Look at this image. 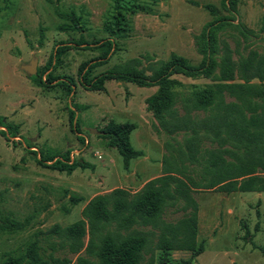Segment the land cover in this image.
Returning a JSON list of instances; mask_svg holds the SVG:
<instances>
[{
  "label": "rangeland",
  "instance_id": "obj_1",
  "mask_svg": "<svg viewBox=\"0 0 264 264\" xmlns=\"http://www.w3.org/2000/svg\"><path fill=\"white\" fill-rule=\"evenodd\" d=\"M126 1L147 5L152 11L121 10L128 25L122 36H110L115 50L92 74L136 56L159 60L175 53L196 64L200 55L195 50L194 37L213 18L202 5L211 3L217 15L228 14L221 8L220 0H120V3ZM113 3L114 0H0V117L12 127L6 133L8 140L0 136V217L24 224L15 233L0 232V261L3 252L15 249L37 230H45L53 223L64 226L80 218L85 200L93 195L124 183H130L129 190L135 188L129 177L132 169L141 170L136 159L146 165V176L161 173L159 147L162 156L168 154L163 147L166 136L155 131L151 112L146 115L143 110L144 98L155 87L110 80L104 83L107 89L104 92L85 90L78 82V65L97 57L103 49L86 45L109 36L102 26L110 18ZM54 7L73 10L81 17L85 30H59V25L70 24L56 15ZM263 14L264 0H237L236 19L245 27L257 31ZM230 34L235 33L230 30L223 37L233 48L235 37ZM66 42H71L70 48L62 52L55 65H48L53 48ZM251 47L263 51L264 40H255ZM33 57L36 72L27 75L20 66ZM47 75L57 78L48 81ZM64 77L73 81L70 93L61 82ZM174 77L182 83L178 88L182 93L192 84L208 82L182 75ZM124 105L131 107L130 115L125 114ZM69 110L77 130L73 122L69 125ZM108 120L135 124L129 141L142 152V157L130 160L131 168L125 171L128 173L124 179L120 155L107 146L105 138L89 131L99 130ZM180 137L181 133L177 135ZM36 150L49 156L72 151L73 161L84 158L85 167L75 163L71 170L42 167L36 163ZM144 178L136 176L137 185ZM68 195L83 200L72 204ZM193 197L198 205L197 239L203 241V250L189 264H264V192L224 194L198 190ZM179 215L168 210L164 217L173 220ZM86 239L87 236L84 242ZM52 254L68 258L69 264L75 262L76 255L66 248L56 249ZM188 255L173 251L170 258L174 261Z\"/></svg>",
  "mask_w": 264,
  "mask_h": 264
},
{
  "label": "trees",
  "instance_id": "obj_2",
  "mask_svg": "<svg viewBox=\"0 0 264 264\" xmlns=\"http://www.w3.org/2000/svg\"><path fill=\"white\" fill-rule=\"evenodd\" d=\"M219 4L227 15H217L211 3L202 5L213 18L194 37L200 55L196 64L175 53L159 60L136 56L92 74L115 50L110 36H122L128 25L121 10L152 11L144 4L114 0L112 13H107L110 18L102 26L109 36L86 45L103 49L97 57L78 65V82L92 91H102L108 80L155 87L143 102L151 112L155 131L166 136L163 147L168 154L163 156L161 173L134 192L116 187L93 195L83 205L80 218L64 226L53 223L37 230L15 249L3 252L0 264H69L68 258L52 254L62 248L76 255L74 264H189L203 250V241L197 239L194 192H264V50L251 47L255 40H264V14L258 30L253 31L236 19L237 0H220ZM54 8L56 15L70 24L59 25V30H85L73 10ZM230 30L236 34H230L235 37L233 48L223 37ZM70 45H56L47 64L55 65ZM175 75L208 82L192 84L182 93L178 88L183 85ZM54 78L47 75L46 79ZM61 82L70 93L72 79L64 77ZM68 112L71 126L73 113ZM1 118L0 136L8 140L6 133L12 127ZM73 123L77 130L76 121ZM134 127L131 122L108 120L99 129L103 134L97 135L117 151L124 169L142 154L129 141ZM68 153L65 150L49 156L38 151L36 163L58 171L71 170L73 163L85 167L81 159L70 160ZM68 199L72 204L83 200L72 195ZM168 210L180 215L166 220ZM23 226L22 222L0 217V232L15 233ZM173 251L189 255L172 261Z\"/></svg>",
  "mask_w": 264,
  "mask_h": 264
},
{
  "label": "crops",
  "instance_id": "obj_3",
  "mask_svg": "<svg viewBox=\"0 0 264 264\" xmlns=\"http://www.w3.org/2000/svg\"><path fill=\"white\" fill-rule=\"evenodd\" d=\"M108 81H110V80H108ZM153 87V86H152ZM106 88V85L104 84V92L107 90V89H105ZM151 88V87H150ZM102 90V91H103ZM119 95V94H118ZM144 106V105H143ZM144 109V112H145V114L146 115H149L150 113H149V111L148 110H146V108L145 107H143ZM124 109H126V112H125V114L126 115H130L131 113H130V111H131V107L130 106H126V105H124ZM120 113H123L122 111H120ZM135 125V124H134ZM135 128V127H134ZM13 138H17V137H13ZM88 142V140L87 139H85L84 140V143L86 144ZM30 149L32 148V147H29ZM112 148V147H111ZM160 148V150H162L161 149V147H159ZM34 149V148H33ZM159 150V152H160V160H159V166H158V168L160 169V167L162 166V159H163V156H162V151H160ZM94 152H97L98 153V151H94ZM141 157H142V154L140 155ZM137 157H139V156H137ZM136 158V157H135ZM143 158H146V159H148L147 157H143ZM134 159V158H133ZM83 162H85V160H84V158H82L81 159ZM132 160V159H131ZM140 160H143V159H140ZM86 163V162H85ZM135 163L139 166V169H141V170H139V171H136V169H132V171H131V173H132V176L131 177H129V179H131L132 180V182H131V184H132V186H136L135 188H133L132 190H129V188L127 187V186H130L129 184L130 183H124V185L123 186H119V188H124V189H126V190H128V191H130V192H134V191H136V190H138L143 184H144V182H146L147 180H149V179H151V178H153V177H156V176H158V175H160V173H158V174H153L154 176H146V169H147V167H146V165L144 164V165H142V161H139V158L138 159H136V161H135ZM131 166V163H130V161H129V165H128V170H130V167ZM144 168H145V170H144ZM127 169H124L123 168V175H122V178L121 179H124V176L128 173V172H125ZM130 172V171H129ZM154 173V172H153ZM156 173V172H155ZM151 174V173H150ZM150 174H147V175H150ZM130 176V175H129ZM136 176H139V177H146V178H144V180L142 181V182H140V183H138V185H137V182H136ZM118 187V186H117ZM114 188H116V187H114ZM236 192H231V194H235ZM256 194H258V195H261V192H256ZM89 199V198H88ZM87 199V200H88ZM87 200H85V202L87 201ZM85 202H84V204H85ZM83 204V205H84ZM197 214H198V211H197ZM198 215H197V229H198Z\"/></svg>",
  "mask_w": 264,
  "mask_h": 264
},
{
  "label": "water",
  "instance_id": "obj_4",
  "mask_svg": "<svg viewBox=\"0 0 264 264\" xmlns=\"http://www.w3.org/2000/svg\"><path fill=\"white\" fill-rule=\"evenodd\" d=\"M20 69L26 73L27 75H32L36 72V59L33 57L30 61L24 62L21 64ZM90 133H93L95 135H101L103 134V131L91 128L89 129Z\"/></svg>",
  "mask_w": 264,
  "mask_h": 264
},
{
  "label": "built area",
  "instance_id": "obj_5",
  "mask_svg": "<svg viewBox=\"0 0 264 264\" xmlns=\"http://www.w3.org/2000/svg\"><path fill=\"white\" fill-rule=\"evenodd\" d=\"M94 153H97V152H94ZM72 158H73V156H72V151H71L69 154V159L71 160Z\"/></svg>",
  "mask_w": 264,
  "mask_h": 264
}]
</instances>
